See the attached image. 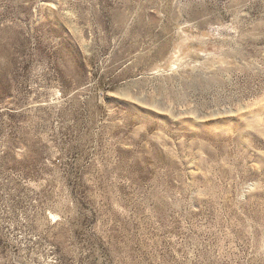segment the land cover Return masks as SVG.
<instances>
[{
  "label": "rangeland",
  "instance_id": "374dc122",
  "mask_svg": "<svg viewBox=\"0 0 264 264\" xmlns=\"http://www.w3.org/2000/svg\"><path fill=\"white\" fill-rule=\"evenodd\" d=\"M0 264H264V0H0Z\"/></svg>",
  "mask_w": 264,
  "mask_h": 264
}]
</instances>
